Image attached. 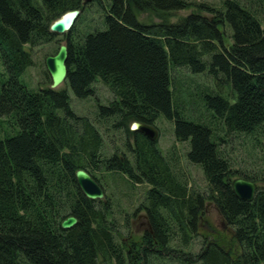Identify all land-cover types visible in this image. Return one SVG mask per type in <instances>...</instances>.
Wrapping results in <instances>:
<instances>
[{"label":"trees","instance_id":"obj_1","mask_svg":"<svg viewBox=\"0 0 264 264\" xmlns=\"http://www.w3.org/2000/svg\"><path fill=\"white\" fill-rule=\"evenodd\" d=\"M83 1L0 0V61L7 73L0 86V119L7 117L19 128L0 139V264H150L152 254L168 249L176 238L189 244L199 232L207 199L233 227L240 252L233 255L220 241H209L200 253L182 252L178 260L264 264V176L251 201L234 194L235 171L222 155L220 137L209 123L185 114L175 101L172 75V68L184 67L225 82V95L205 86L198 92L205 107L228 132L259 128L264 123V18L251 5L259 7L264 0H248V5L223 0L221 9L200 3L199 10L209 15L193 12L173 23H144L137 12L166 13L188 7L189 1L89 0L102 9L101 23L85 34L73 24L63 34L68 47L64 82L78 98L93 96L98 79L108 86L114 98L99 104L96 115L100 121L112 119L125 138L132 137V145L124 141L130 157L118 150L103 154L102 135L87 116L71 109L66 89H32L21 79L33 63L25 45L53 39L51 22ZM224 25L232 30L227 46ZM161 115L173 121L178 141H189L187 158L201 166L207 193L191 190L174 172L172 157L128 126L129 120L155 126ZM78 168L100 185L96 173L101 170L149 185L141 208L151 230L140 243L117 241L108 218L112 204L105 195L90 199L82 193L74 175ZM69 215L77 222L64 229L61 220Z\"/></svg>","mask_w":264,"mask_h":264},{"label":"rangeland","instance_id":"obj_2","mask_svg":"<svg viewBox=\"0 0 264 264\" xmlns=\"http://www.w3.org/2000/svg\"><path fill=\"white\" fill-rule=\"evenodd\" d=\"M187 1L190 2L188 7L167 11L166 13L157 14L153 11L137 12L138 20L144 23L161 21L173 23L193 12L209 15V11L204 9L199 10L198 4L200 3L221 9L223 2V0ZM239 1L244 5L249 4L248 0ZM104 2L106 3V0H102V3ZM251 6L254 9L256 8L260 17L264 18V5L259 7ZM78 8H80L81 12L74 23L75 31L79 34H85L100 26L102 9L98 6L97 2L84 0ZM221 28L224 31V45H230L232 42L231 28L228 25H224ZM63 34L56 33L53 39L43 41L32 47L25 45L33 58L32 65L28 66L21 75V79L25 81L28 87L32 89L45 86L50 87L51 80L45 67V57L49 54H55L59 45L66 42ZM172 75L173 82H176V92L173 91L175 101H180L186 115L209 123L214 128V131L221 139L219 141V148L222 155L235 171L233 178L243 177L244 175H256L259 178L256 184L258 187L261 186V178L262 175L264 176V123L252 133H237L224 130L222 121L205 107L198 92L202 93L205 86L208 90H218L225 95L229 90L228 85L225 82L224 84L220 83L203 73H190L184 67L172 68ZM6 78L7 73L0 61V86ZM58 87L67 90L70 96L69 103L71 109L78 115L87 116L98 128L103 140V154L109 156L118 150L119 155L122 154L123 156L124 153L125 156L130 157L126 151L124 141L130 140L132 145V137L125 138L124 133L113 125L114 121L112 119H101L100 121L96 115L99 104H107L114 98V94L107 85L100 79L96 80L93 83L95 94L86 98L76 97L65 82L61 83ZM173 87L175 88V86ZM178 96L180 98H177ZM133 121L129 120L128 126H131ZM173 126V121L166 119L162 115L158 117L154 126L157 129L156 148L163 155L172 157L174 172L183 182H187L191 190L207 193V182L201 166L190 162L187 158L186 153L189 149V141H178L175 138ZM18 129V126L13 125L7 117L0 119V139L6 135L14 134ZM96 174L101 179L105 198H108L110 204H112L111 215L108 218L115 224L117 241L125 246L140 243L142 236L150 228V225L148 226L145 223V219L141 217L145 213L141 208V204L144 202L149 185L147 183L128 182L126 177H121L119 173L112 174L101 170ZM203 220L206 223L205 225H208L212 231L202 225ZM199 224V232L191 237L189 244L184 245L179 241L180 239L176 238V240L168 244V249L161 250L160 254H152L150 264H183L178 260L182 252L196 255L200 253L207 245L206 242L209 241H220L224 249L233 255H237L240 252L238 243L232 239L233 227L218 212L211 199H207L205 202L204 212L201 215ZM191 264H201V262L196 260Z\"/></svg>","mask_w":264,"mask_h":264},{"label":"water","instance_id":"obj_3","mask_svg":"<svg viewBox=\"0 0 264 264\" xmlns=\"http://www.w3.org/2000/svg\"><path fill=\"white\" fill-rule=\"evenodd\" d=\"M80 12V8L65 11L59 18L51 22L49 27L50 30L57 33H65L69 31ZM67 57L68 47L66 43L60 44L55 54H49L45 57V67L51 80L50 88H58V86L65 81L68 72ZM131 129L141 131L151 140L156 139L157 129L151 124L133 121ZM74 175L80 190L87 198L102 199L104 197V190L102 186L85 169H76ZM231 186L232 191L238 198L247 201L252 200L257 188L255 181L241 176L233 178ZM76 222L77 218L73 215H69L61 220L60 226L67 229L74 226ZM205 224L206 223L203 220L202 225L212 231V229Z\"/></svg>","mask_w":264,"mask_h":264},{"label":"flooded vegetation","instance_id":"obj_4","mask_svg":"<svg viewBox=\"0 0 264 264\" xmlns=\"http://www.w3.org/2000/svg\"><path fill=\"white\" fill-rule=\"evenodd\" d=\"M218 210V209H217ZM141 217H143L144 219H145V223L149 226L150 224H149V220H148V217H147V215H146V213H144ZM201 218V217H200ZM202 226V225H201ZM148 230H151L150 228L148 229Z\"/></svg>","mask_w":264,"mask_h":264},{"label":"bare ground","instance_id":"obj_5","mask_svg":"<svg viewBox=\"0 0 264 264\" xmlns=\"http://www.w3.org/2000/svg\"><path fill=\"white\" fill-rule=\"evenodd\" d=\"M80 15V14H79ZM61 16V15H60ZM53 22V21H52ZM50 29V28H49ZM51 31V30H50ZM57 33V32H56ZM245 178V177H244ZM109 214V213H108ZM110 215V214H109ZM66 218V217H65ZM203 222V221H202ZM156 253V252H155ZM148 256V255H147Z\"/></svg>","mask_w":264,"mask_h":264}]
</instances>
